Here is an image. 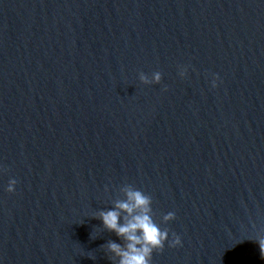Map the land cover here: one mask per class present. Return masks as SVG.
<instances>
[{
    "label": "water",
    "instance_id": "obj_1",
    "mask_svg": "<svg viewBox=\"0 0 264 264\" xmlns=\"http://www.w3.org/2000/svg\"><path fill=\"white\" fill-rule=\"evenodd\" d=\"M129 190L151 264H264V0H0V264H119Z\"/></svg>",
    "mask_w": 264,
    "mask_h": 264
},
{
    "label": "clouds",
    "instance_id": "obj_2",
    "mask_svg": "<svg viewBox=\"0 0 264 264\" xmlns=\"http://www.w3.org/2000/svg\"><path fill=\"white\" fill-rule=\"evenodd\" d=\"M160 75H155V82L160 81ZM145 79V82H148ZM218 76L213 77L212 87H217ZM16 180L10 181L6 191L13 193L16 189ZM127 199L116 204L115 210H110L100 214V219L104 227L115 232L118 237L127 241L126 247H121L116 243H111L109 251L119 257V264H151L152 253L158 249H163L168 240V234L161 231L159 226L153 221L151 212V200L138 190H129L126 193ZM121 213L126 214L127 220L121 224ZM165 221L175 219V213H169L164 217ZM260 248H264V239L258 240ZM181 238L173 234L169 243L170 247L181 246Z\"/></svg>",
    "mask_w": 264,
    "mask_h": 264
}]
</instances>
